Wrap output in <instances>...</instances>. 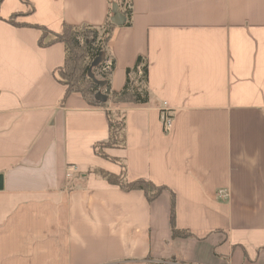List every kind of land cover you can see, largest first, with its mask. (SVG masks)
Listing matches in <instances>:
<instances>
[{"label": "crops", "instance_id": "crops-1", "mask_svg": "<svg viewBox=\"0 0 264 264\" xmlns=\"http://www.w3.org/2000/svg\"><path fill=\"white\" fill-rule=\"evenodd\" d=\"M114 5L0 1V264H264V0H133L115 27L112 91L142 57L151 97L108 102L127 139L105 152L166 188L153 202L94 173H122L95 153L106 109L63 103L65 46L30 27L101 28Z\"/></svg>", "mask_w": 264, "mask_h": 264}, {"label": "trees", "instance_id": "trees-1", "mask_svg": "<svg viewBox=\"0 0 264 264\" xmlns=\"http://www.w3.org/2000/svg\"><path fill=\"white\" fill-rule=\"evenodd\" d=\"M2 1V0H0ZM25 2L26 0H22ZM119 11L125 16L124 27L132 25L133 17V0H120ZM114 12L110 11L106 24L101 28L91 26L74 27L65 25L63 31L59 34L48 30L45 27L30 26L41 31L42 36L39 40V46L47 48L57 43H62L65 46V60L63 67L58 70V79L61 84L66 87L63 103L73 94L80 95L89 106L101 107L106 109V114L109 123V140L99 143L95 146V153L111 162L119 163L122 167V173L115 175L103 170H94V173L107 181L113 186H118L124 191H141L145 194L149 202L159 198L166 188L158 187L150 181L137 180L129 182L126 177L124 164L114 158H111L105 152L107 149H124L126 146V112L120 110H112L108 102L113 105L134 104L143 105L150 101L149 90V68L148 61L139 57L135 66L127 70V81L122 91L114 92L110 85V76L115 69V61H110L108 54V43L112 33L116 27L112 22ZM9 22L15 26L14 19ZM23 27V25H21ZM25 27V26H24ZM105 52V60L93 70L97 80L105 83L103 88L94 82L89 76V69L92 62L99 56L101 52ZM110 62L109 70H105L106 64ZM98 92H102L108 97L106 103H101L96 99ZM172 197L173 194H172ZM172 229L173 236L187 237V232H179L175 228L174 208L172 210ZM174 262V261H172Z\"/></svg>", "mask_w": 264, "mask_h": 264}, {"label": "water", "instance_id": "water-1", "mask_svg": "<svg viewBox=\"0 0 264 264\" xmlns=\"http://www.w3.org/2000/svg\"><path fill=\"white\" fill-rule=\"evenodd\" d=\"M113 12H114V17L112 18L113 24H115L116 26H122L124 24L125 17L118 12L117 5H114ZM105 57H106L105 52L104 51L101 52L99 56L92 62L89 69L90 78L93 79L94 82L100 86V88H103L105 83L96 79L93 70L97 68L105 60ZM96 99L101 103H106L108 101V97L102 92L97 93Z\"/></svg>", "mask_w": 264, "mask_h": 264}, {"label": "built area", "instance_id": "built-area-1", "mask_svg": "<svg viewBox=\"0 0 264 264\" xmlns=\"http://www.w3.org/2000/svg\"><path fill=\"white\" fill-rule=\"evenodd\" d=\"M110 66H111V63L108 62V63L106 64V68H105V70H109V69H110ZM169 122H170V119H169L168 117H166L165 123H166L167 125H169ZM220 194H222V192H220Z\"/></svg>", "mask_w": 264, "mask_h": 264}, {"label": "rangeland", "instance_id": "rangeland-1", "mask_svg": "<svg viewBox=\"0 0 264 264\" xmlns=\"http://www.w3.org/2000/svg\"><path fill=\"white\" fill-rule=\"evenodd\" d=\"M119 1H120V0H113V2H115L116 4H118V3H119Z\"/></svg>", "mask_w": 264, "mask_h": 264}]
</instances>
